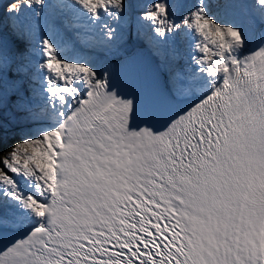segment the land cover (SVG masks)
Here are the masks:
<instances>
[{
  "label": "snow or ice",
  "instance_id": "1",
  "mask_svg": "<svg viewBox=\"0 0 264 264\" xmlns=\"http://www.w3.org/2000/svg\"><path fill=\"white\" fill-rule=\"evenodd\" d=\"M0 264H264V0H0Z\"/></svg>",
  "mask_w": 264,
  "mask_h": 264
}]
</instances>
